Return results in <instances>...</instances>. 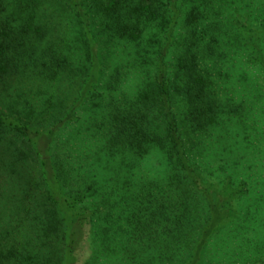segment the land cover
Segmentation results:
<instances>
[{
    "label": "trees",
    "instance_id": "1",
    "mask_svg": "<svg viewBox=\"0 0 264 264\" xmlns=\"http://www.w3.org/2000/svg\"><path fill=\"white\" fill-rule=\"evenodd\" d=\"M262 159L264 0H0V264H264Z\"/></svg>",
    "mask_w": 264,
    "mask_h": 264
},
{
    "label": "rangeland",
    "instance_id": "2",
    "mask_svg": "<svg viewBox=\"0 0 264 264\" xmlns=\"http://www.w3.org/2000/svg\"><path fill=\"white\" fill-rule=\"evenodd\" d=\"M62 90V89H61ZM61 90H59V91H57L58 92V94H57V98H61V96H62V94L64 93V92H62ZM77 114H79V111H77ZM76 127H78V124H76ZM83 146V145H82ZM82 146H80L79 147V149H77V151H75L77 154H79L80 153V157H81V155H83V154H87L88 153V149L87 148H84V147H82ZM262 161H264V159H262ZM257 176V177H256ZM255 177L257 178V182H259L260 183V185H259V187L258 188H260L261 189V192L263 191L264 192V168H263V170L262 171H260V170H258L257 171V173L255 174ZM256 182V181H255ZM258 183V184H259ZM87 247V246H86ZM87 250V249H86ZM85 251V250H84Z\"/></svg>",
    "mask_w": 264,
    "mask_h": 264
}]
</instances>
